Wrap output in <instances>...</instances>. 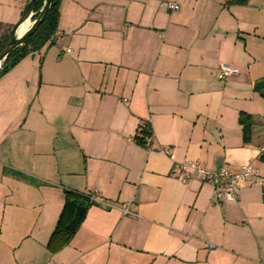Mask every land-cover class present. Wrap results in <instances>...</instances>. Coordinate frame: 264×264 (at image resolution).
<instances>
[{"label": "crops", "instance_id": "0c3cea01", "mask_svg": "<svg viewBox=\"0 0 264 264\" xmlns=\"http://www.w3.org/2000/svg\"><path fill=\"white\" fill-rule=\"evenodd\" d=\"M56 34L0 77V264H264V189L212 204L176 171L264 178V0H61ZM66 192L113 208L51 251Z\"/></svg>", "mask_w": 264, "mask_h": 264}, {"label": "trees", "instance_id": "16d2710c", "mask_svg": "<svg viewBox=\"0 0 264 264\" xmlns=\"http://www.w3.org/2000/svg\"><path fill=\"white\" fill-rule=\"evenodd\" d=\"M44 1L45 0H36L32 21L39 17ZM60 4L61 0L52 1V5L45 20L36 32L25 41L23 46L8 56L2 69L0 70V77L6 74L24 58L39 52L46 46L52 45L49 38L56 33L58 28ZM11 28L5 29V34L0 35V49ZM0 29H2L1 25ZM258 87L264 88V82L260 83ZM239 123L242 125L244 139L248 140L250 137V118L248 116L241 115L239 117ZM149 136H151L150 129L147 125H145L140 134L136 137V141L137 143L145 146L147 145L145 138ZM93 205L96 204L90 199V195L80 196L66 192L64 208L48 244V248L51 251L61 249L70 241L80 224L83 222L88 209Z\"/></svg>", "mask_w": 264, "mask_h": 264}, {"label": "built area", "instance_id": "2783aa9c", "mask_svg": "<svg viewBox=\"0 0 264 264\" xmlns=\"http://www.w3.org/2000/svg\"><path fill=\"white\" fill-rule=\"evenodd\" d=\"M166 6L172 11H178L179 9L176 4H167ZM49 41L52 44H60L62 37L55 33L49 38ZM65 52L69 54L71 51L66 49ZM236 75V70L230 66L221 65L218 67L219 79L224 82H227ZM151 138V136L145 138L146 144L151 143ZM259 152L260 154H264V147H261ZM176 171L179 175V180L184 184H187L191 180H197L212 186V204L221 202H236L238 198V184L240 181H247L252 187L264 189V178H260L258 171L250 164L241 167L237 173L229 172L224 168L217 173H213L206 170L199 163L188 162L178 166ZM90 199L95 204H100L107 208H113L112 205H105L102 200L96 196V194H91ZM121 211L123 215H132L127 207L122 208ZM47 264L54 263L49 262Z\"/></svg>", "mask_w": 264, "mask_h": 264}, {"label": "water", "instance_id": "95a60500", "mask_svg": "<svg viewBox=\"0 0 264 264\" xmlns=\"http://www.w3.org/2000/svg\"><path fill=\"white\" fill-rule=\"evenodd\" d=\"M53 0H45L42 10L39 14V17L33 21L31 26H28L27 29L22 32V27L28 22H31L33 18L34 6L36 0H26L24 9L20 16V19L16 22L15 25L10 29L1 49H0V70L2 69L5 61L8 56L13 53L15 50L23 46L25 41L30 38L39 26L45 20Z\"/></svg>", "mask_w": 264, "mask_h": 264}, {"label": "rangeland", "instance_id": "374dc122", "mask_svg": "<svg viewBox=\"0 0 264 264\" xmlns=\"http://www.w3.org/2000/svg\"><path fill=\"white\" fill-rule=\"evenodd\" d=\"M10 15H11V11L9 10L8 1L7 0L6 1L5 0H0V25L5 27V29L13 27V25L16 24V23L12 24V23L8 22L9 19H10ZM11 24H12V26H11ZM32 24H33V21L31 20V22H29V26H31ZM1 159L2 158H0V160ZM1 161H3V159ZM4 183H5V179L1 176V178H0V186H3Z\"/></svg>", "mask_w": 264, "mask_h": 264}, {"label": "bare ground", "instance_id": "6f19581e", "mask_svg": "<svg viewBox=\"0 0 264 264\" xmlns=\"http://www.w3.org/2000/svg\"><path fill=\"white\" fill-rule=\"evenodd\" d=\"M23 27H24V26H23ZM23 27H22V28H23Z\"/></svg>", "mask_w": 264, "mask_h": 264}]
</instances>
